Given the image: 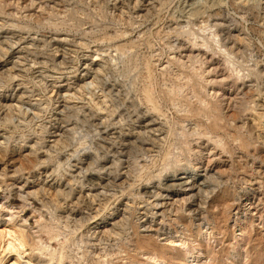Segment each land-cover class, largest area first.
I'll list each match as a JSON object with an SVG mask.
<instances>
[{"label":"bare ground","instance_id":"6f19581e","mask_svg":"<svg viewBox=\"0 0 264 264\" xmlns=\"http://www.w3.org/2000/svg\"><path fill=\"white\" fill-rule=\"evenodd\" d=\"M118 1L116 10L121 16L125 12L130 16L121 22L116 15L118 53L114 59L122 62L116 73L123 77L116 91V126L112 127L116 131L111 132L112 124L102 121V125H94L99 139H92L82 149L69 151L66 148L71 145L70 135L75 127L58 125L53 132H59L53 141L46 143L45 137H39L30 144L25 154L28 163L10 155L24 145L18 142L14 147L8 137L0 139V158L12 160L1 175L15 180L6 184L9 190L0 199H11L5 203L0 201V208L17 214L31 205L41 217L44 209L50 215L42 227L46 237L41 244L46 252H40L48 257L41 259L34 252L24 256L20 250L14 253L15 259L11 258L10 264H67L68 261L72 264H141L140 257H144L145 264H188L190 261L244 264V256L264 258L260 238L250 232L254 221L252 210L241 209L244 200L246 205L251 203L250 199H257L262 203L259 217L264 219V135H257L255 126L245 127L243 122V112L253 102L255 90L264 89V62L258 53L248 57L251 39L246 28H238L220 11L208 15L209 23L198 27L201 33L194 29V21L175 22L176 27L168 34L176 39L165 42L168 59L160 63L158 60L164 50L156 51L150 36L126 38L135 23L148 17V8L140 9L144 6L143 0L120 1L121 5ZM36 3L37 0H28L26 6ZM38 7L44 8L43 3L39 2ZM30 23L16 21L5 10V1L0 0V33L8 29L6 24L14 28L13 31L18 28L28 32L33 27ZM13 31L10 33L15 36ZM24 38L21 35L16 40L20 42ZM48 42L56 45L50 60H60L63 39L52 38ZM14 43L12 38L0 37V59ZM27 43L36 45L34 39ZM143 44L149 54L140 57L138 53ZM23 48L35 51L29 46ZM95 60L91 61V66L96 64ZM156 63L161 64L159 74L169 80L159 90L153 87ZM10 68L0 70L1 88L24 83H13L18 74ZM247 68L254 70L257 80H248L249 74L244 73ZM94 69L102 72L100 66ZM138 78L141 84L137 83ZM86 83L93 85V81L85 82L80 88H85ZM21 90L10 95L0 92V126H6L15 116L12 101L24 96L25 89ZM66 90L69 91V87ZM87 90L93 91L89 86ZM56 95L63 97L57 108L62 123L71 96L62 95L60 88ZM165 103L173 105L172 116ZM48 132L46 125L41 126L39 133ZM3 135L4 132L0 138ZM86 148L91 151L82 152ZM40 149L45 152L39 154ZM187 154L193 158L189 159ZM183 160L186 162L182 163ZM173 166L171 175L163 174ZM31 177L33 186H39L40 190L25 188L30 185ZM235 177L249 184L243 194L233 186ZM49 178L56 183L46 182ZM70 182L77 184L80 191L76 192ZM16 185L12 197L11 190ZM86 186L84 194L82 190ZM52 187V193L67 204L65 210H59L60 206L52 199L37 198L38 193H48ZM143 198L145 212L142 215L136 214V207L122 202L128 199L137 203ZM93 200L101 202L99 214L93 212ZM234 210H238L239 215L236 222L230 224ZM97 214L101 216L91 222ZM237 226L247 235L244 254L238 250ZM5 233L9 237L5 239L3 250L27 245L24 235L14 227H9ZM3 253L0 264L8 261V252Z\"/></svg>","mask_w":264,"mask_h":264},{"label":"rangeland","instance_id":"374dc122","mask_svg":"<svg viewBox=\"0 0 264 264\" xmlns=\"http://www.w3.org/2000/svg\"><path fill=\"white\" fill-rule=\"evenodd\" d=\"M4 1L5 10L10 12L16 21L31 22L30 24L33 25L28 32L27 29L22 30V32L21 29L18 28H15V31H13L14 28L7 25L9 24L7 23L6 26L8 29L0 33L1 38H12V41L16 42L12 47L8 48V53L4 57L5 59H0V70L5 71L7 68L11 67L10 69H12L15 74H18V76L14 78L13 83L17 84L20 81L24 82L17 87L16 85L15 87H0V92L10 95L12 93L16 94L20 89H22L21 91L25 89L23 97H15L12 101L16 109L14 111L15 116L12 118L11 122L6 126H0V136L4 132L3 137L0 138L1 140H3L4 137H8L9 143L12 144V146L15 147L16 144V146H18V142L24 145L22 149L10 152V155L21 157L28 163L29 160L25 154L29 152L28 148L30 144L39 137H45L43 141L46 143L53 141L59 132H53L58 125L65 126L68 124L69 126L75 127L70 135L71 145L66 148L69 151L75 148L82 149L85 145L90 143L92 139H99V137L95 135L96 130L94 125H98L99 123L102 125V121L103 123L106 122V124H112L109 130L115 132L116 129H112V127L116 126V91L120 88L119 82L123 79L122 76L116 73L122 66V62H116L115 60L116 54L118 53H116V15H118L120 21L123 22L130 14L125 12V14L121 16L120 11L116 10V0H37L36 6L33 5L30 7L26 6L28 0ZM120 1L127 2L128 0ZM120 1L118 2L121 5L122 3ZM39 2L43 3L44 8L38 7ZM3 3L2 1V4ZM142 6L143 7L140 9L148 8V17L135 23L128 34L126 33V38L130 36L133 38L143 37L144 34V36H150L154 42L155 49L157 48L156 51L158 48L159 50L162 48L164 50V54H162L158 60L160 63L166 62L168 59L167 55L169 51L167 50L168 46L165 42L168 39L172 41L176 39L173 34H168L173 27H176L175 22L182 23L188 20L194 21V29L198 30L200 25L203 26L207 24V22L209 23L208 15L210 13L219 11L222 12L223 16L226 15L227 18L231 19L232 23L238 26V28H246L245 32L250 37L249 39H251L250 47L247 51L248 57L252 58L253 55L258 53L263 60L262 63L264 62V0H143ZM2 17L6 18L7 16L3 15ZM38 18H42L43 20L36 21ZM206 19L207 21H205ZM119 27H122V24L121 26L119 24ZM11 31L15 32L16 35L12 36L10 33ZM198 31L201 33V30ZM21 35L25 38L17 42L16 37H20ZM52 38L63 39V45L60 47V50L62 48L60 52L62 57L56 62L50 60L54 53V47L56 46H51L48 42L52 40ZM32 39L36 41V45H28L30 43L27 42ZM24 46H29L30 49L35 51H28L23 48ZM139 50L138 54L140 57L149 54V49L146 45L144 46V44ZM166 52H168V54ZM94 60L96 64L91 66L90 63ZM160 63H156L155 65L156 78L153 87H155L156 90L165 86V83H169L168 79L159 74L161 69ZM249 63L251 64L252 61ZM97 65L102 68V72L94 69V67L98 68ZM174 70H176V67H174ZM244 73L249 74L248 80H257V75L251 68L245 69ZM140 78L136 79L139 84L142 83ZM91 81H93V85H88L86 83V89L80 88L85 82L89 83ZM88 86L93 89L92 92L87 90ZM68 87L70 89L69 91L66 90ZM59 88L61 89L62 95L71 96L66 116L64 118L62 117L65 122L62 123L58 115L59 109H57L63 98H59L58 95H56ZM252 99L253 102H251L243 112V122L245 127L250 124L255 126L257 135L259 133L264 135V89L255 90ZM90 105H92L93 108ZM165 105L167 112L172 116L174 112L173 105L167 103H165ZM59 122L61 124H58ZM43 125H46L50 132L44 134L39 133ZM136 126L139 127V124L137 123ZM93 136L96 137L93 138ZM90 151L91 150L88 148L82 150V152ZM44 152V149L38 151L39 154ZM190 156L191 155L187 157L189 159L193 158V156ZM111 157L112 156H110V158ZM11 161L10 159L2 160L0 158V198L9 190L6 189V184L15 181L13 178H7L1 175L3 169L5 170ZM206 161L207 160H205V162ZM185 162L186 160L182 161V163ZM174 168V166L168 168L163 174L168 173L167 175H171ZM71 169L74 170L75 168ZM27 172L28 170L25 171V173ZM68 175L69 173H67V176ZM22 179L18 182L21 183ZM32 180L31 177L29 179L30 185L25 186V188L40 190L39 186L36 187L35 184L33 186ZM46 182L49 184L56 183L54 180H51V178ZM70 184L74 185L76 192L80 191V187L77 186V184H74V182H70ZM233 184L241 194H243V189L249 186V184L244 183L240 177H235V179H233ZM17 186L18 185L14 186L12 188L13 190H11L12 197L15 196ZM52 191H54L53 187L48 193L40 192L37 198L44 197L52 199L55 205L60 206L59 210H65L67 204L62 200L60 201ZM82 192L84 194L87 193V186ZM10 199L11 198L0 199V201L1 203H5L10 201ZM122 200L124 205H128L132 208L136 207L137 215L144 214V198L139 199L137 203L133 201L130 202L128 199ZM249 202L251 203L245 205L246 200H244L241 209L242 211L245 209L252 210L254 221L250 232L252 236L260 238L262 247L264 248V219L259 217V212H262V203L257 199H250ZM100 205L101 202H99V200H93L94 214L98 213ZM85 213H87L86 210ZM232 213L230 224H234L239 215L237 214L239 213L238 210H234ZM98 214L95 215L91 222H94L101 216ZM241 215L240 213V216ZM49 217L50 215L47 213L46 209H44V216L41 217L37 210H32L31 205H27L23 211L17 214L12 213V211L7 208H0V252H2L0 256L4 254L3 252H8V261L6 264L13 262L15 259L14 253L20 250V252H23L24 256L27 255L28 252H34V254L39 255L41 259H46L48 257L46 254H41L40 252H46V250L42 249L43 245L41 244L42 239L46 237V233L43 231L42 227L45 224V219H49ZM248 218L250 219V216H248ZM9 227H14L24 235L27 240V245L25 247L19 246L16 249L3 250L4 243L9 237L8 234L5 235V231H7ZM3 235L6 237H2ZM235 236L240 240L238 250L241 252L244 251V254L246 250L244 247V238H247V235L244 233L242 234L237 226ZM52 242L54 244L57 243L56 241ZM183 247H186L185 244H183ZM72 248L73 246L71 249ZM71 249H69V251H71ZM188 256H191V254ZM140 258L143 259L141 264H145L144 257ZM243 262L244 264H248L249 262L250 264H264V258H259L255 255H252L250 258L244 256ZM68 263L72 264L70 261H68L67 264ZM189 263L195 264V262L192 261ZM199 263L206 264L205 262L203 263V261ZM49 264H52V262Z\"/></svg>","mask_w":264,"mask_h":264}]
</instances>
